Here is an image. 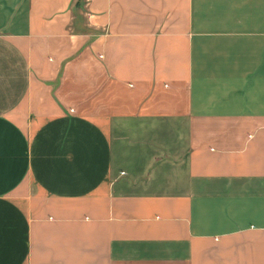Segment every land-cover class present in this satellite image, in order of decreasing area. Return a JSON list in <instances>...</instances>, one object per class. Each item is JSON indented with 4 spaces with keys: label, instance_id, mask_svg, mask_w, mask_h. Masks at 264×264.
<instances>
[{
    "label": "crops",
    "instance_id": "obj_1",
    "mask_svg": "<svg viewBox=\"0 0 264 264\" xmlns=\"http://www.w3.org/2000/svg\"><path fill=\"white\" fill-rule=\"evenodd\" d=\"M0 264H264V0H0Z\"/></svg>",
    "mask_w": 264,
    "mask_h": 264
}]
</instances>
